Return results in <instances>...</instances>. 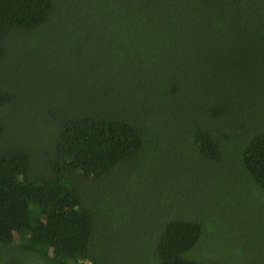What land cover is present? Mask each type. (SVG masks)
<instances>
[{
  "label": "trees",
  "instance_id": "1",
  "mask_svg": "<svg viewBox=\"0 0 264 264\" xmlns=\"http://www.w3.org/2000/svg\"><path fill=\"white\" fill-rule=\"evenodd\" d=\"M16 35L42 61L52 50L76 52V95L50 101L46 92L59 86L46 85L36 99L31 66L16 93L8 59L17 48L6 42ZM11 108L17 120L1 114ZM56 112L55 132L38 126ZM228 119L244 122V141ZM180 132L200 162L176 191L187 202L194 175L209 203L179 218L156 217L155 232L141 241L139 213L148 216L153 201L135 208V200L150 178L152 195L162 192L160 156ZM47 138V150L33 148ZM228 161L237 169L227 167V188L214 181L223 201L212 205L218 199L204 162L217 171ZM119 172L127 178L115 188L121 200L81 191ZM259 189L264 194V0H0V264H221L189 258L201 216L237 238L238 264H264V198L248 200ZM173 192L154 200L167 202ZM118 218L137 227L134 243Z\"/></svg>",
  "mask_w": 264,
  "mask_h": 264
},
{
  "label": "rangeland",
  "instance_id": "2",
  "mask_svg": "<svg viewBox=\"0 0 264 264\" xmlns=\"http://www.w3.org/2000/svg\"><path fill=\"white\" fill-rule=\"evenodd\" d=\"M15 42L16 48L14 50V54L9 57L8 63L11 65V74L12 78H15L17 86L13 88L16 93H20V87L23 82H26V72L28 68L31 66L29 71V83L33 92L34 97L37 99L40 95L43 96V89L46 85H57L59 89H53L46 92L50 101L61 98L62 96H74L75 93V84L78 80V72L75 68L77 62V53L72 51L68 52L66 50L59 51H51L48 54L47 60H41L37 54L40 52L33 47H29L27 45V39L25 36L16 35L12 38H7L6 42ZM20 66V67H19ZM20 69V72L16 70ZM68 75V77H67ZM67 77V78H66ZM36 113V112H32ZM1 114L7 115L6 118H11L17 120L20 115V112L16 108L9 109V112H1ZM30 120L32 119V114L29 115ZM61 121L60 112H56L53 118L49 116L44 117L42 120H38V126L41 128L48 127L50 132H55L59 128V123ZM224 121V120H223ZM231 123L232 131L235 136V140H243L242 134L244 132V122L243 121H233L228 119L227 123ZM36 127V126H33ZM244 141V140H243ZM167 148L161 158V166L160 171L162 172V184L163 190L159 195L167 194L171 189L174 188V192L170 193L169 199L167 202L161 199L154 200L156 196L152 195L151 188L153 187L154 179L150 178L146 180L144 184L141 185V190L145 196H142L143 199L135 200V208H138L139 205L145 204L147 202H151V205L146 211L149 213L148 216L141 215L139 213L138 217V225L143 229V237L141 241H148V233L155 232V220L156 217H180L182 215H189L192 207L195 204H199L203 206L206 203L205 195H203V191L205 189L204 185H199L195 182V177L193 175V185L191 188V195L187 198L188 201L185 202L180 195L177 193V185H180L182 189L185 188L183 184V177L186 175L185 172L187 169L193 170L195 165L200 162V159L195 156V151L192 148V145L186 135V132H180L177 136H173L169 141H167ZM50 145V140L40 139L38 142L35 139L32 146L34 149H39L41 151L47 150V147ZM50 150L49 152H52ZM47 156V154L45 155ZM34 158V157H33ZM206 166L212 168L211 171L207 174V181L209 180V184H211L215 197L218 199L216 201H212V205H218L223 201L220 197H217V190L219 187L214 183L215 180L218 179L217 184L223 188H227L231 183L229 180V175L227 172V167L231 166L233 172L236 171L238 166V161H228L227 163L222 162L218 167L217 171L214 170L215 166L213 164L204 162ZM38 173L40 175H46V164L40 166L38 169ZM118 184L127 185V178L122 173L119 172L115 179H96L90 181L89 184H84L81 188L83 193H89L93 195H99L103 197H110L114 200H121L122 196L125 193L118 192L115 188ZM209 184H207V190L209 189ZM220 191V190H219ZM238 192V191H236ZM235 193V191H234ZM255 199H248L249 201L253 200H261L260 198H264V194H262V190L259 189V193L254 197ZM109 200H104L103 203L99 204V206L106 205ZM154 202L157 203V207L155 208ZM264 203V201H262ZM259 205V204H258ZM252 206V205H251ZM208 205H206V208ZM127 213H129V209L134 206L132 202L129 203V207L127 209V204L125 205ZM206 208L204 211L205 216ZM223 210L229 214V211L225 204H223ZM157 211V212H156ZM156 212V213H155ZM264 213V210L261 211ZM126 213V216L128 217ZM129 219H134V214L130 212ZM145 219V226H142L143 220ZM211 221L214 219L209 218ZM223 218L217 220H223ZM118 223L122 228L123 233H129L131 237L132 243L138 238V230L137 227L132 223L131 220L124 221L121 219H117ZM237 220H232V222H236ZM135 223V222H134ZM201 223L204 226L203 233L199 243L194 247V250L190 252L189 258L194 261H211V262H219L221 264H227V262H231V264H238V260L241 258L234 252L233 248L236 247V244H233L236 237H231L225 231L218 232L217 229L213 228V224H207V220L201 216ZM136 224V223H135ZM15 238L17 242H20V235L16 234ZM251 246L247 243L245 244V248L249 249ZM127 259L130 260L132 257V252L130 251L126 255ZM84 264H90L89 262H85Z\"/></svg>",
  "mask_w": 264,
  "mask_h": 264
}]
</instances>
